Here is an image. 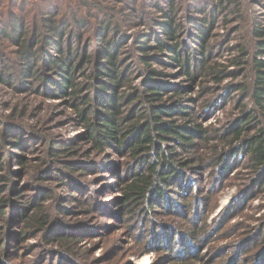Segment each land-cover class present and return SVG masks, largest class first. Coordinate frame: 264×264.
Instances as JSON below:
<instances>
[{
    "label": "trees",
    "instance_id": "trees-1",
    "mask_svg": "<svg viewBox=\"0 0 264 264\" xmlns=\"http://www.w3.org/2000/svg\"><path fill=\"white\" fill-rule=\"evenodd\" d=\"M199 1L0 0V259L7 256L8 210L18 208L19 240L45 236L50 229L53 207L46 205V195L19 196L14 182L18 170L20 178L28 176L27 153L35 151L36 137L28 140L26 123L49 98L63 104L59 110L81 131L82 144L50 150L54 161L63 156L67 165L59 171L51 160L50 182L70 190L78 178L99 174L106 189L118 188L117 207L124 214L171 219L164 226L172 238H159L158 248L165 244L174 251L177 240L188 249L200 243L199 235L210 240L229 229L225 222L217 231L218 222L207 226L203 218L238 169L229 161L244 151L254 189L264 191V127L256 116L264 113V14L253 23V55L246 43H238L226 49L235 55L223 63L214 60L218 43H211L220 23L243 20L247 7L264 9V0H205L197 9ZM232 17L237 21H229ZM180 78L185 87L172 85ZM230 78L242 82L225 84ZM206 83L217 92L231 87L229 99L239 92L243 118L229 125L230 133L204 128V110L214 109L210 100L217 96ZM2 89L9 92L4 98ZM248 98L253 109L244 103ZM113 158L119 163L105 167ZM47 165L39 170V181ZM207 173L210 183L196 185L194 176L202 182ZM6 193L26 205L7 202ZM48 242L63 260L76 255L79 243L71 235ZM261 256L258 264H264L262 250L250 255Z\"/></svg>",
    "mask_w": 264,
    "mask_h": 264
},
{
    "label": "rangeland",
    "instance_id": "rangeland-1",
    "mask_svg": "<svg viewBox=\"0 0 264 264\" xmlns=\"http://www.w3.org/2000/svg\"><path fill=\"white\" fill-rule=\"evenodd\" d=\"M203 1L205 0L199 1L197 9L202 7ZM263 14V7L252 4L245 9L243 20L237 21L232 17L229 21L237 22L226 27L224 22L220 23L213 32L214 37L211 40L213 44L218 43L214 60L224 63V60L235 55V53H227L226 49L238 43H246L250 54L253 55L255 51L251 46V43H254L252 41L253 23L257 17H262L259 15ZM195 15L200 17L199 14ZM188 31L192 33L191 28ZM187 40L188 43H193L191 36ZM174 71L178 70L169 72ZM241 82L242 78H230L225 84L235 85ZM186 84V80L180 78L172 85L183 88ZM207 86L213 89L217 96L210 100L214 109L204 110L202 117L204 128L221 129L220 132L230 133L232 128L229 125L243 118L240 110H237L239 107L237 101L240 100L237 99L239 92L234 93L229 99L228 93L231 87L217 92L216 85L206 83L204 87ZM199 90L201 92V85L196 88V93H199ZM8 94L6 89H2V98ZM190 96L191 94L187 98ZM204 101L201 100L199 105ZM244 103L248 108L253 109L251 98L246 99ZM60 105L63 104H60L59 100H50V98L45 100L43 110L39 113L35 111L33 114H36L26 123L27 126L29 125L28 140L33 139L32 136L36 137L34 143L36 146L33 148L35 151L32 153L31 149L27 153L29 159L27 165L30 169L28 176L25 179L20 178L22 176L17 166L15 170L17 169L19 173L14 179V182L19 185V196L24 195L29 198L42 193L46 195L48 198L46 205L53 207L50 211L52 221L50 229L45 236L38 235L29 240L23 237L19 240L21 226L17 220L18 208L8 210L9 213L3 219H11L12 224L6 230L7 256L0 259V264H140L145 257L150 259V264H258L261 261L263 256L260 259H254L250 255L253 257L259 253V250H262L264 254V246L258 250V246L264 243V191L258 192L254 189L256 184L254 185L251 170L247 167L245 151L232 159V162L229 161L233 169L235 167L238 169L233 172L230 170L231 178L227 180L216 198L214 211L206 212L204 214L206 218H203L207 226H214L218 222L217 231L220 230V224L225 222L229 229L223 232L222 236H218L222 232L212 234L210 240H206L204 235H199L200 243H192L193 245L188 249L184 246L179 247L177 240L174 241L176 247L174 251H172L173 246L165 244L158 248L159 238L165 240V237H168L166 234L172 238L168 231L170 229L164 226L171 219L146 217V215L143 217L138 212H135L133 216L124 214L117 207V202L121 198L119 191L115 190L118 188L106 189L107 183L99 182V174L78 178L70 190L67 187H61L55 181L50 182L52 174L50 163L53 160L50 157V150L54 147L70 150L82 147L81 142L77 140L81 136V131L69 124L59 110ZM192 107L197 109L195 105ZM242 114L246 115V113ZM256 116L261 124L260 127H264V113H257ZM244 148L245 146L240 150ZM117 163L119 160L113 158L111 162L106 163L105 167L112 169ZM45 164L48 165L42 173L44 180L39 181L41 178L39 170ZM54 164L58 170H66L67 165L63 162V156L60 157V163L54 161ZM207 175L208 173L204 175L202 182L199 176H194L196 185L204 187L206 183H210ZM104 177L111 181L109 174ZM205 178H207L206 181H204ZM241 191L243 192L240 194ZM5 195L7 202H18L16 206L19 207L26 205L25 199L9 196L7 193ZM173 203H176V200ZM27 211L30 213L29 209ZM20 214L22 215L23 212ZM182 220L176 219L178 222ZM63 235H71L79 242L75 250L76 255L67 260H63L66 257L60 254L57 246H50L48 242L50 239H59ZM139 241L145 244H139ZM188 250L192 255L187 253Z\"/></svg>",
    "mask_w": 264,
    "mask_h": 264
},
{
    "label": "bare ground",
    "instance_id": "bare-ground-1",
    "mask_svg": "<svg viewBox=\"0 0 264 264\" xmlns=\"http://www.w3.org/2000/svg\"><path fill=\"white\" fill-rule=\"evenodd\" d=\"M142 262L140 264H150V259L145 257L141 260Z\"/></svg>",
    "mask_w": 264,
    "mask_h": 264
}]
</instances>
